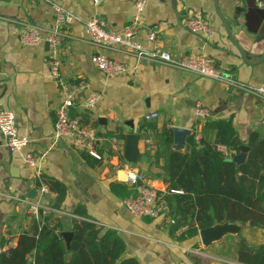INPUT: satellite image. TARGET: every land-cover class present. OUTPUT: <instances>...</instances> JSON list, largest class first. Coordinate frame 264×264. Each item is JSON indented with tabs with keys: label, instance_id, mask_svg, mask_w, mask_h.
<instances>
[{
	"label": "crops",
	"instance_id": "0c3cea01",
	"mask_svg": "<svg viewBox=\"0 0 264 264\" xmlns=\"http://www.w3.org/2000/svg\"><path fill=\"white\" fill-rule=\"evenodd\" d=\"M133 1L101 0L94 4L93 0H0V111L14 112L18 133L28 138L23 152L30 151L38 158L37 169L43 179L59 181L66 187L60 208L52 206L56 193L49 188L45 202L53 210L32 215L28 201L38 200L40 196L37 191L33 198L29 194L37 189L40 181L35 177V169L24 164L23 152H11L0 133V252L16 246L19 236L30 231L35 223L40 226L47 220L51 225L59 223L61 232L71 231L74 211L82 209L102 230L117 231L126 244L122 258L133 256L141 264H243L236 260L234 250L240 243L239 230L225 233L207 245L202 243L199 234L178 238L169 230L171 219L166 215L167 208L164 216L154 219L136 217L110 188L112 183L126 184L125 174L131 170L142 172L150 184L165 194V184L159 178L164 163V157L158 154L160 144L153 138L154 146L148 149L139 130L145 124L155 132L164 127L201 132L206 120L199 121L194 116L197 103L210 111L207 120L231 117L244 145L250 132L258 130L264 134V99L193 72L148 60L138 61L117 49L95 48L88 43L85 18L97 15L106 21L110 30L120 32L133 17ZM185 2L183 6L177 1L174 8L170 0H148L141 21L143 26L156 32L159 46L172 56L207 55L235 81L263 85L264 61L249 65L241 59L226 36L213 0ZM52 3L76 18L62 27L66 36L57 49L59 69L68 83L78 80L89 83L88 90L78 95L71 111L96 128L100 162L93 157L86 160L84 152L54 136L55 109L61 94L46 64L50 49L45 42L34 46H22L19 42V30L24 23L44 30L52 27ZM217 3L227 21L246 25L250 36H264V0H217ZM195 13L210 23L213 36L206 37L185 28L184 19ZM234 37L244 48L256 43V38L240 30ZM137 40L145 50L152 49V43L143 33L138 34ZM260 44L264 46V42ZM95 52L122 61L125 72L105 76L90 61ZM258 54L249 53L251 60H256ZM90 92L100 96L99 103L92 110H84L80 103ZM150 113L157 116L146 120L145 116ZM130 133L139 135L135 162L123 156L125 136ZM190 135L182 134L177 141L173 136L171 148L175 150L174 146L178 145L179 151L188 152ZM112 138H117V150ZM245 225L255 227L252 223Z\"/></svg>",
	"mask_w": 264,
	"mask_h": 264
},
{
	"label": "trees",
	"instance_id": "16d2710c",
	"mask_svg": "<svg viewBox=\"0 0 264 264\" xmlns=\"http://www.w3.org/2000/svg\"><path fill=\"white\" fill-rule=\"evenodd\" d=\"M201 132L200 143L190 135V149L182 152L171 148L172 129L154 131L153 138L160 144L158 154L164 157L159 178L165 184L163 199L171 219L170 232L178 238L194 237L199 229L222 221L252 223L264 229V134L250 132L245 143L249 147L247 157L236 164L226 158L238 153L244 143L231 117L206 120ZM217 145L225 146L226 152L218 150ZM82 155L86 160L92 158L86 152ZM41 178L56 193L52 206L60 208L66 187L59 181ZM110 188L121 199L131 194L126 184L112 183ZM74 214L78 218L71 224L69 249L63 241L61 225H51L46 220L22 233L16 246L1 251L0 264H141L133 256L122 258L126 244L117 231L102 230L82 209H76ZM234 250L240 263L264 264V239L249 250L237 243Z\"/></svg>",
	"mask_w": 264,
	"mask_h": 264
},
{
	"label": "built area",
	"instance_id": "2783aa9c",
	"mask_svg": "<svg viewBox=\"0 0 264 264\" xmlns=\"http://www.w3.org/2000/svg\"><path fill=\"white\" fill-rule=\"evenodd\" d=\"M93 2L98 4L101 0H93ZM147 3L148 0L133 1V17L120 32L110 30L106 21L97 15L85 18L83 25L88 43L95 48L117 49L125 55L136 58L138 61L148 60L173 69L193 72L224 85L235 86L250 95L264 99V84L255 86L235 81L224 73L215 64L214 60L207 55L172 56L168 51L162 49L157 42L156 32L143 26L141 21ZM52 9L54 18L52 27L49 30H44L38 25L24 23L19 30V42L22 46H34L42 42L49 45L50 51L46 64L51 77L57 81L61 94L60 102L55 109L54 136L65 139L78 151L86 152L96 159H101L102 157L96 149L99 138L96 128L83 123L80 117L73 115L71 111L76 98L79 97L78 95L88 90L89 83L85 80L68 83L61 77L59 69L57 49L66 36L62 27L76 18L58 4L52 3ZM183 25L188 30L206 37H211L214 34L213 27L199 13L187 16L183 21ZM139 33H143L145 38L152 43V49L145 50L142 47L137 40ZM90 61L97 70L107 77L122 75L125 72V65L122 61L110 58L101 52L93 53ZM99 99L100 96L97 93L90 92L88 95L83 96L80 104L84 110H92L99 103ZM193 114L199 121L207 120L210 117V111L200 103L194 106ZM156 116V113H150L145 116V119L149 120ZM0 133L5 146L11 152H23L28 144V138L18 133L15 114L11 109L0 111ZM153 133L154 131L145 124L139 130V135L142 136L148 149L154 146ZM191 134L195 143L199 144L202 139L201 132L194 129ZM112 144L117 150V138H112ZM217 149L222 152L227 150L223 145H217ZM23 161L26 166L35 169V177L40 181L36 189L40 199H30L28 201V211L34 216H38L40 213L48 214L53 209L45 202V196L49 193V188L46 183L41 181V173L37 169L38 158L30 151H25L23 152ZM125 183L131 190V194L123 199V204L128 212L139 218L150 219L165 215L164 194L150 184L142 172L131 170L126 172ZM74 217L78 218L77 216Z\"/></svg>",
	"mask_w": 264,
	"mask_h": 264
},
{
	"label": "water",
	"instance_id": "95a60500",
	"mask_svg": "<svg viewBox=\"0 0 264 264\" xmlns=\"http://www.w3.org/2000/svg\"><path fill=\"white\" fill-rule=\"evenodd\" d=\"M179 1L183 6L185 5V0H170V3L172 7L175 8L176 2ZM160 2H164V0H160ZM213 5L215 12L217 16L222 20L226 36L228 40L233 44L235 49L238 51V54L240 55L241 59L249 65H256L264 61V46L262 47L260 42H264V36L261 38H256L254 34H248L246 25L244 24H238L236 21L229 22L226 20V18L222 15L218 8L217 0H213ZM235 20V18H234ZM238 30L244 32L246 36H249L250 38H256L255 44L250 45L248 48H244L234 37L235 32ZM48 48V43L45 44ZM258 52L259 56L256 60H251V57L249 53ZM174 132V139L177 141V137L180 135H190V130L186 128H175L173 130ZM138 134H128L125 136V146H124V152L123 156L124 158L129 162H135L137 158L134 156L136 154V140L138 138ZM135 141V142H134ZM175 150H178L180 146H174ZM249 151V147L247 145H241L239 147V153L233 156L232 158H226L227 161L235 162L236 164L243 163L246 159L247 152ZM36 194V189H32L29 197L33 198ZM242 224H235V223H229L226 221H222L220 223H216L213 226L199 229L198 234L200 236V240L204 245H207L217 239H219L221 236H223L225 233H237L240 229ZM61 235L63 237V241L65 242L66 248L69 249L70 241L72 239L73 233L71 231H65L61 232ZM243 244V243H242ZM246 250H249V247L245 244L242 245ZM28 264V263H27Z\"/></svg>",
	"mask_w": 264,
	"mask_h": 264
},
{
	"label": "rangeland",
	"instance_id": "374dc122",
	"mask_svg": "<svg viewBox=\"0 0 264 264\" xmlns=\"http://www.w3.org/2000/svg\"><path fill=\"white\" fill-rule=\"evenodd\" d=\"M239 231L240 238L238 241H240L241 245L245 244L246 246H256L264 239V231L258 227L251 228L250 226L242 224Z\"/></svg>",
	"mask_w": 264,
	"mask_h": 264
}]
</instances>
